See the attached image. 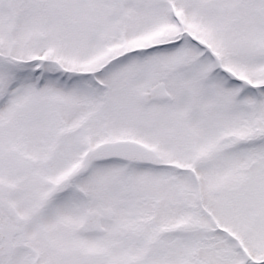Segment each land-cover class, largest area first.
Returning a JSON list of instances; mask_svg holds the SVG:
<instances>
[{"label": "snow or ice", "instance_id": "1", "mask_svg": "<svg viewBox=\"0 0 264 264\" xmlns=\"http://www.w3.org/2000/svg\"><path fill=\"white\" fill-rule=\"evenodd\" d=\"M0 264H264V0H0Z\"/></svg>", "mask_w": 264, "mask_h": 264}]
</instances>
